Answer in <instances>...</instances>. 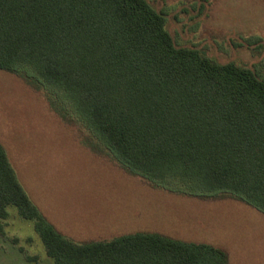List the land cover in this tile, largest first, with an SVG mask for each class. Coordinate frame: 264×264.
<instances>
[{"label":"trees","instance_id":"16d2710c","mask_svg":"<svg viewBox=\"0 0 264 264\" xmlns=\"http://www.w3.org/2000/svg\"><path fill=\"white\" fill-rule=\"evenodd\" d=\"M165 15L148 0H0V69L57 90L131 173L264 213V77L177 44ZM10 205L53 264H228L220 247L154 232L68 241L39 218L0 143V219Z\"/></svg>","mask_w":264,"mask_h":264},{"label":"rangeland","instance_id":"374dc122","mask_svg":"<svg viewBox=\"0 0 264 264\" xmlns=\"http://www.w3.org/2000/svg\"><path fill=\"white\" fill-rule=\"evenodd\" d=\"M174 41L264 77V0H148ZM23 72V71H22ZM59 93L0 69V143L39 218L68 241L154 232L264 264V213L226 193L194 195L120 165L67 112ZM0 264H53L15 206L0 219Z\"/></svg>","mask_w":264,"mask_h":264}]
</instances>
